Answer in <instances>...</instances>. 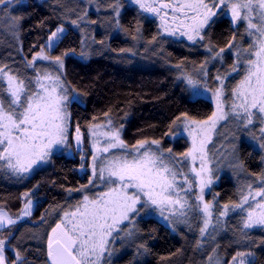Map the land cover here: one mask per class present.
I'll list each match as a JSON object with an SVG mask.
<instances>
[{
	"label": "trees",
	"instance_id": "obj_1",
	"mask_svg": "<svg viewBox=\"0 0 264 264\" xmlns=\"http://www.w3.org/2000/svg\"><path fill=\"white\" fill-rule=\"evenodd\" d=\"M108 3L109 0H102L100 10L96 11L97 4L90 0H13L10 10L0 14V63L7 64L21 77H33V70L26 68L27 60L46 44L57 26H63L65 32L51 51L57 55L64 51L69 53L63 57L61 71L67 86L83 101L72 103L69 111L72 125H80L85 140L88 125L103 124L110 118L123 125L122 139L130 148L139 139H157L165 152L170 148L171 155L184 160L182 153L190 149V143L183 135H176L180 124L176 117L187 113L191 118L205 119L215 110V105L204 95H194L175 66L179 64L184 72L195 75L209 54L199 44L158 36L161 30L157 18L143 13L127 0H120L117 27ZM77 16L82 17L78 21L80 27L70 23ZM13 25L18 26V31H12ZM236 29L234 32L227 15L222 16L201 43L208 45L211 41L209 46L219 48L235 35L234 47L247 48L250 38L244 27L238 23ZM154 36L155 42H150ZM162 40L166 42L161 43ZM84 48L89 53L86 58L80 55ZM153 48L157 50L153 52ZM129 49L136 54L132 55ZM221 56L222 62L213 60L205 65L210 90H214L217 83L212 79L217 73H232L227 75L226 85L234 84L240 75L232 68L235 58L232 50L226 49ZM37 64L48 66V62L37 61ZM225 99L228 102L227 95ZM240 123L230 117L223 125L240 126ZM261 127L255 116L253 124L240 126L233 144L232 167L226 154L215 158L209 150L217 170L224 169L220 174L215 172L218 183L212 189L215 203L220 206L238 202L243 188L251 184L255 190L259 181L264 180ZM87 150L85 143V153ZM231 172L242 175L241 181ZM87 181L88 175L80 171V154L74 147L71 154L54 153L48 163L36 166L21 177L0 171V210L17 220L25 193L36 203L29 220L0 230L5 240H9L10 232L12 235L11 247L5 253L10 262L15 249L27 264H46L45 239L55 223L63 218V212L71 211L72 205L82 197L76 189ZM68 189H72L71 195ZM85 192L90 193V186ZM155 212L154 208L140 212L133 225L136 235L111 245L110 264H230L238 251L245 250L246 244L251 245L254 264H264V229H248L251 236L246 244L237 242L241 224L239 209L217 228L215 239L208 235L201 238L197 225L202 221L192 213H189L188 223L169 225L172 230L159 221Z\"/></svg>",
	"mask_w": 264,
	"mask_h": 264
},
{
	"label": "snow or ice",
	"instance_id": "obj_2",
	"mask_svg": "<svg viewBox=\"0 0 264 264\" xmlns=\"http://www.w3.org/2000/svg\"><path fill=\"white\" fill-rule=\"evenodd\" d=\"M90 2L97 4L96 11L100 10L102 0ZM131 2L138 5L143 13H150L159 19L162 31L157 32L158 36L186 37L191 44L205 48L209 55L195 75L184 72L179 64L175 67L180 70V78L186 81L194 95L211 91L210 99L215 102V110L200 120L189 117L187 113L176 117L180 121L176 135L187 132L192 140L190 149L182 153L184 160L176 159L174 154L165 155L157 139H139L130 148L122 139L123 125L114 123L110 118L103 124L88 125L86 141L80 125H72L69 111L72 103L80 104L83 101L67 86L61 71L63 57L69 53L64 51L57 55L51 51L57 47L65 32L63 26H57L49 34L46 44L33 54L31 60H27L26 68L33 70V77H21L7 64L0 63V171L21 177L32 172L33 166L48 163L54 150H70L74 147L80 154V171L88 175L87 184L76 189L82 193V197L72 205L71 211L63 212V218L55 223L45 239L46 264H110L111 245L125 237H134L136 217L145 209L153 207L162 215L166 210L175 215V210L179 208V217L173 223H188L189 213L194 214V218L202 221L197 225L201 238L208 234L215 239L217 226L222 227L219 217L227 216L230 210L239 209L241 214L238 243L246 244L250 238L251 233L246 230L264 229V199H257L264 198V180L259 181L255 190L251 184L243 188L236 203L220 206L219 203L214 205L204 201L205 188L212 183L210 173L213 171L208 167L205 146L211 143V133L217 124L232 116L241 122V127H248L253 124L255 116L264 125V0ZM12 3L13 0H0V14L9 11ZM107 7L111 8L119 27L120 0H109ZM226 15L230 18L234 32L237 23L244 27L250 38L247 48L234 47L235 35L219 48L209 46L211 41L208 45L201 43L209 36L212 25ZM80 19L82 17L77 16L70 23L80 27ZM12 31H18V26L13 25ZM155 40L154 36L150 42ZM45 48L49 51L45 52ZM226 49L232 50L236 58L232 68L240 75L234 84L226 85L227 75L232 73H217L212 78L217 83L214 84V90H210L207 83L209 73L205 65L213 60L222 62L221 53ZM156 50L152 49L153 52ZM128 51L132 55L136 54L131 49ZM80 55L86 58L89 53L84 48ZM37 61L48 62V66L37 64ZM52 66H55L54 70H50ZM226 95L228 111L224 108ZM104 115L107 117L108 113ZM98 128L103 130L98 132ZM260 131L264 133V127ZM85 143L87 153L84 151ZM153 145L157 147L153 148ZM260 147L264 148V143ZM167 151L171 153L170 148ZM189 158L193 165L191 167L185 163ZM197 159L200 161L198 167L194 166ZM185 169L194 173V177L190 179ZM89 186L90 193H86L85 188ZM194 186L199 189L198 192ZM67 191L71 195L72 189ZM212 200H216L215 195H212ZM23 201L21 218L32 214L29 193L24 194ZM214 207L215 223L212 220ZM44 219L41 217V220ZM165 219L168 217L165 216ZM16 223V219L0 210V227ZM210 225L213 229L211 233L208 232ZM9 240L0 236V264H21L22 261L27 264L15 249L11 262L8 260L5 253L11 247ZM246 256L249 257L247 261L243 258ZM251 256V245L246 244L245 250L238 251L230 264H254ZM208 259L211 261L212 257Z\"/></svg>",
	"mask_w": 264,
	"mask_h": 264
},
{
	"label": "rangeland",
	"instance_id": "obj_3",
	"mask_svg": "<svg viewBox=\"0 0 264 264\" xmlns=\"http://www.w3.org/2000/svg\"><path fill=\"white\" fill-rule=\"evenodd\" d=\"M128 2H129V4L130 5H132V6H135V7H137L138 9H139V7H138V5H136V4H134V3H132L131 2V0H127ZM148 2H151V0H148ZM141 11V10H140ZM229 17V16H228ZM215 18V17H214ZM213 18V19H214ZM157 20H158V23H159V25H160V21H159V19L157 18ZM238 24V23H237ZM161 30V29H160ZM162 31V30H161ZM165 37H167V38H173V39H177V40H185L186 42H188V43H190L191 44V42L190 41H188L187 40V38L186 37H179V38H177V37H169V36H165ZM235 57V56H234ZM234 61H235V58H234ZM44 63H46V62H44ZM62 70V69H61ZM202 95H204V96H206L207 98H209L210 99V97H211V91H208V92H206V93H204V94H202ZM212 100V99H211ZM212 102L214 103V105H215V102L212 100ZM224 108H225V111H228L229 110V103L228 102H226V99H225V103H224ZM230 117H232V116H229V118ZM254 118V117H253ZM227 121V120H226ZM226 121H220L218 124H217V126H216V128H215V130L211 133V143H207L206 144V146H205V151H206V153H207V159H208V167L210 168V169H213V171L210 173V175H211V177H212V183L209 185V186H207L206 188H205V195H204V201L205 202H212L214 205L216 204L215 203V201H213L212 200V195H213V191H212V189H213V185L217 182L218 183V179L215 177V172L216 173H219V172H222L224 169L223 168H219L218 170H217V167H216V161H214L213 159H212V157H211V154H210V152H209V150L211 149L212 150V153H213V155H214V157L215 158H219V157H221L223 154H226L227 156H228V158L230 159V161H231V164H230V167H232L233 166V164H232V158H233V144L235 143L234 141L236 140V136H237V132H238V135H239V132L241 131V130H239L240 129V126H237V125H229V126H225V125H223V124H225L226 123ZM223 125V126H222ZM221 126V127H220ZM220 127V128H219ZM263 127H264V125H263ZM219 128V129H218ZM98 132L99 131H102L103 129H100V128H98V129H96ZM217 131V132H216ZM184 137H186L188 140H189V143H190V147H191V145H192V140H191V137H189L188 136V134H187V132H184L183 134H182ZM215 137V138H214ZM217 138H220V139H218L217 140ZM153 148H156L157 146H155V145H153L152 146ZM160 147V146H159ZM227 150H228V153H227ZM63 151H65L66 153H68V154H71V152H72V148L69 150V149H61L60 151H55L54 150V152H53V154L54 153H60V152H63ZM164 154L165 155H171L170 153H168V152H165L164 151ZM176 158V157H175ZM176 159H178V160H181L180 158H176ZM188 165H189V167H191V166H193L191 163H190V158H189V160L188 161H185ZM199 163H200V161H199V159H197L196 161H195V165L194 166H196V167H198L199 166ZM36 166H33V169L35 168ZM181 167H183V165H181ZM231 169V168H230ZM217 170V171H216ZM232 173V172H231ZM185 174L186 175H188L189 176V178L191 179V178H193L194 177V173H191V172H189V171H187V169H185ZM220 174V173H219ZM234 174V177H235V179L237 180V181H241V179H242V175H236L237 174V172H234V173H232V175ZM194 188H195V190L198 192L199 191V189L198 188H196L195 186H194ZM181 195H183V193L181 194ZM251 199V198H250ZM257 199H264V198H257ZM32 200V214L34 213V210H35V206H36V203H35V201L33 200V199H31ZM154 208V207H153ZM155 209V208H154ZM156 210V212H155V214H156V216L158 217V218H160L159 219V221L160 222H162L164 225H166V226H168L169 228H171L172 230H173V228L171 227V226H169V225H173L172 223H173V221H175V219H177L178 217H179V212L181 211L179 208H177L175 211H176V214L175 215H173L172 214V212H170V211H168V210H166L164 213H163V215L159 212V210H157V209H155ZM232 212H234V211H232V210H230L229 211V213H228V215L227 216H222V217H219V219H220V221L222 222V226H223V224H224V222H225V219L232 213ZM32 214H31V216H32ZM21 215L22 214H20V219L21 220H23V221H27V220H29L30 219V217L31 216H27V217H22L21 218ZM190 215V214H189ZM165 216H167L168 217V219H165ZM191 216V215H190ZM181 219H183V218H181ZM212 220H213V223H215V220H216V215H215V207L213 208V217H212ZM22 222V221H21ZM10 226H12V225H10ZM10 226H8V227H10ZM5 228H7V227H4V228H2V227H0V230H3V229H5ZM217 228H221V226H217ZM213 231V229H212V225H210L209 226V229H208V232L209 233H211ZM114 235H115V233H114ZM205 235H208V234H205ZM246 261L249 259V257H243ZM250 259L252 260L253 259V256H251L250 257Z\"/></svg>",
	"mask_w": 264,
	"mask_h": 264
},
{
	"label": "crops",
	"instance_id": "obj_4",
	"mask_svg": "<svg viewBox=\"0 0 264 264\" xmlns=\"http://www.w3.org/2000/svg\"><path fill=\"white\" fill-rule=\"evenodd\" d=\"M3 211V210H2ZM7 216H10L6 211H3ZM11 217V216H10ZM21 221H23V220H21L20 219V217L17 219V223L18 222H21ZM8 226H10V225H8ZM8 226H6V227H8ZM2 228H4V227H2Z\"/></svg>",
	"mask_w": 264,
	"mask_h": 264
},
{
	"label": "flooded vegetation",
	"instance_id": "obj_5",
	"mask_svg": "<svg viewBox=\"0 0 264 264\" xmlns=\"http://www.w3.org/2000/svg\"><path fill=\"white\" fill-rule=\"evenodd\" d=\"M149 15H151L150 13H148ZM152 16V15H151Z\"/></svg>",
	"mask_w": 264,
	"mask_h": 264
}]
</instances>
